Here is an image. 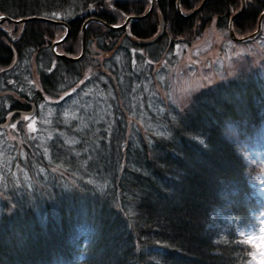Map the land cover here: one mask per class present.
<instances>
[{
	"label": "trees",
	"instance_id": "trees-1",
	"mask_svg": "<svg viewBox=\"0 0 264 264\" xmlns=\"http://www.w3.org/2000/svg\"><path fill=\"white\" fill-rule=\"evenodd\" d=\"M175 1L155 0L148 15L127 22L128 32L124 25L109 28L90 21L83 57L67 60L49 47L64 27L30 17L66 21L69 32L58 46L75 56L85 17L119 24L126 16L142 14L149 0H0V13L10 27L0 29V158L12 167L10 175L53 174L36 186L42 195L0 193V264L236 260V244L227 243L223 250L216 243L228 238L234 200L249 194L250 187L236 139L229 134L232 139L225 140L223 129L234 133L235 123L246 122L244 133H250L255 125L264 126V91L257 74L231 78L192 93L184 110L176 98L162 93L175 76L179 48L210 21L228 38V19L240 5V0H204L182 18ZM200 1L179 0L178 7L187 13ZM245 1L232 20L236 35L254 29L264 6V0ZM159 21L161 35L138 43L158 31ZM92 46L97 50L92 52ZM101 51L108 52L100 67L86 66L85 60L97 61ZM33 83L39 84L38 93ZM96 94L110 95L105 100L113 110L100 119ZM70 101L74 104L66 105ZM83 102L93 103L84 111ZM30 103L35 105L31 114L15 111L28 110ZM5 110L12 112L7 122ZM129 117L133 120L126 122ZM255 139H264L262 130ZM80 172V179H88H77L80 186L86 183L80 188L86 195L59 188L66 174ZM88 181L103 185L93 187ZM240 221L239 215L235 225Z\"/></svg>",
	"mask_w": 264,
	"mask_h": 264
},
{
	"label": "rangeland",
	"instance_id": "rangeland-1",
	"mask_svg": "<svg viewBox=\"0 0 264 264\" xmlns=\"http://www.w3.org/2000/svg\"><path fill=\"white\" fill-rule=\"evenodd\" d=\"M256 22V21H255ZM5 24V23H4ZM6 28H10L7 24ZM96 47L92 46L91 51H95ZM97 50V49H96ZM177 63L175 65V76L170 79L168 82L167 89H162V93L168 95L169 98H176L179 102V109L184 110L189 104L190 95H194L197 90L200 88H207L214 86L219 81H227L231 78H240L246 79L248 76L252 75L253 78H256L257 74L261 80V88L264 91V21L261 29V33L254 37H251L249 40L245 42H234L232 40H228L226 37L225 31L223 29H219L215 26V21H210L202 30V32L194 37L188 45H184L183 48H179ZM108 51H101L97 54V61H93L95 58H89L85 60V64L91 65L92 67L97 66L100 67L101 59L103 55H105ZM87 58V57H86ZM147 69V68H146ZM86 79H90L89 77H85ZM101 80V79H100ZM95 88V87H94ZM92 89V88H90ZM97 91V90H96ZM88 94V92H86ZM95 96V94H93ZM72 96V95H71ZM94 96L90 95V98ZM95 99L96 104V113L99 115L98 119L101 118L102 114L108 115L113 110L109 108L107 104V98H110V95L104 94H96ZM138 99V97H137ZM100 100V101H99ZM129 101V95L128 100ZM95 102V103H96ZM93 102H89L88 104H81L82 109L85 111L90 108ZM68 104H74L70 101ZM131 105L129 108L125 109V112L131 110ZM121 115V111L117 112ZM89 114H92L89 113ZM90 118V117H89ZM88 118V119H89ZM119 118V116H117ZM126 118V116H125ZM132 121V117L126 119ZM246 122L243 123H235L234 133L230 132L228 128L223 129L224 139L231 140L232 135L236 139L237 146H235V151L239 155L243 164H245V173L250 179L254 191L259 194L262 199H264V147L263 145L264 139L261 141H256L255 137L258 132L262 130V134H264V126L263 124L255 125L252 127V132L244 133V127ZM128 130V126H125ZM225 128V127H224ZM119 130V129H118ZM124 130V131H125ZM67 141V140H66ZM226 143H230L226 141ZM11 145V144H8ZM15 145V144H14ZM8 168H12L10 165H5V160L0 158V193L4 196H8V194H12V196L16 195H42L43 192L36 191V186L40 187L41 180L45 174L38 176L39 170L33 173H27L26 175H10L11 172ZM53 174L48 172V175ZM61 175V174H60ZM80 173L74 174H66L63 177L62 182L63 185H59L62 188V191L65 189H74L78 193L87 194V190L81 191L80 188L86 183L84 181L81 182V186L78 184L79 180H88V179H80ZM79 179V180H77ZM91 180V179H90ZM203 183V180H199ZM89 182V181H88ZM85 183V184H84ZM93 187H99L103 184L95 183L94 181L89 182ZM203 190H205L207 183L204 181ZM67 187V188H66ZM34 191H30L31 189ZM65 188V189H64ZM15 192V194H14ZM84 195V196H85ZM245 196H242L244 198ZM12 201L11 198H8ZM8 199L6 202H8ZM5 202V203H6ZM237 203V198L235 199ZM9 203V202H8ZM13 204L9 203V207H12ZM206 228V226L204 227ZM235 242V241H234ZM230 241L229 243H234ZM226 242L216 243L217 249H223L226 247ZM236 243V242H235ZM234 243V244H235ZM257 264H261L259 260H257Z\"/></svg>",
	"mask_w": 264,
	"mask_h": 264
},
{
	"label": "water",
	"instance_id": "water-1",
	"mask_svg": "<svg viewBox=\"0 0 264 264\" xmlns=\"http://www.w3.org/2000/svg\"><path fill=\"white\" fill-rule=\"evenodd\" d=\"M153 1H154V0H150L149 9H148L145 13H143V14H141V15H134V16L131 15V16H128V17L125 18V20H124L122 23H120V24H118V25H113V24L106 23L105 21H103V20H101V19H99V18H95V17H90L89 19H94V20H97V21H101L104 25L108 26L109 28L122 27V26L126 23L127 19H129L130 17L139 18V17H142V16L148 14L150 8L152 7ZM178 1H179V0H176V1H175V6H176V11H177V13H178L181 17H188V16L192 15L194 12H196V11L201 7L202 3L204 2V0H201L200 3H199L195 8H193V9H192L191 11H189L188 13L183 14V13L180 11L179 7H178ZM241 4H242V1H241ZM241 9H242V8H241ZM241 9H240L239 11H237V12L232 13V14L230 15V17H229V21H231L234 17H236V16L241 12ZM263 13H264V9H263V10L261 11V13L258 15V19H257V27H256V29H255L254 31H252L251 33H249V34H247V35H244V36H239V37H238V36H235V35L233 34L232 30H231L230 24H228V31H229L230 37H231L232 39H234V40L242 41V40L247 39L249 36H251V35H253V34H256L257 31H258V29H259L260 18H261V16L263 15ZM3 18H6V17L0 15V21H1ZM30 18H40V19L49 20L48 18H42V17H37V16H33V17H30ZM26 19H27V18H23V19H21V20L24 21V20H26ZM85 21H87V19H86ZM57 22H59V23H61V24H63V25L66 26V24H65L64 22H61V21H57ZM229 23H230V22H229ZM160 24H161V23H160ZM83 26H84V23L82 24V28H81V51H83V49H84V42H83V39H84V28H83ZM160 33H161V27H160V30L157 32V34H156L153 38H151V39H149V40H143V41H141V42H147V41H150V40H154V39H156V38L160 35ZM63 37H64V36H63ZM63 37H62V38H63ZM62 38H61V39H62ZM61 39H59V40H61ZM59 40H56V41L52 42V44H54L55 42H57V41H59ZM71 58H77V57H71Z\"/></svg>",
	"mask_w": 264,
	"mask_h": 264
},
{
	"label": "flooded vegetation",
	"instance_id": "flooded-vegetation-1",
	"mask_svg": "<svg viewBox=\"0 0 264 264\" xmlns=\"http://www.w3.org/2000/svg\"><path fill=\"white\" fill-rule=\"evenodd\" d=\"M252 2H254V1L253 0H247V4H252ZM244 3L246 4V1L245 0H244Z\"/></svg>",
	"mask_w": 264,
	"mask_h": 264
},
{
	"label": "snow or ice",
	"instance_id": "snow-or-ice-1",
	"mask_svg": "<svg viewBox=\"0 0 264 264\" xmlns=\"http://www.w3.org/2000/svg\"><path fill=\"white\" fill-rule=\"evenodd\" d=\"M27 119V118H26ZM29 127L31 128L32 127V125H29Z\"/></svg>",
	"mask_w": 264,
	"mask_h": 264
}]
</instances>
